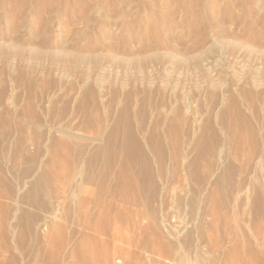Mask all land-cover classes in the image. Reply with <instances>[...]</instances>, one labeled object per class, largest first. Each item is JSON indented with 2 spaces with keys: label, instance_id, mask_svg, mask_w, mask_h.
<instances>
[{
  "label": "rangeland",
  "instance_id": "obj_1",
  "mask_svg": "<svg viewBox=\"0 0 264 264\" xmlns=\"http://www.w3.org/2000/svg\"><path fill=\"white\" fill-rule=\"evenodd\" d=\"M0 264H264V0H0Z\"/></svg>",
  "mask_w": 264,
  "mask_h": 264
}]
</instances>
